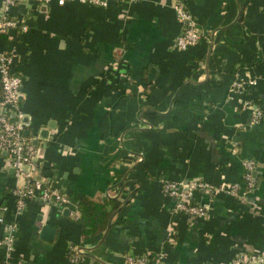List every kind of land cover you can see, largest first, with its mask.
Listing matches in <instances>:
<instances>
[{"label": "crops", "instance_id": "0c3cea01", "mask_svg": "<svg viewBox=\"0 0 264 264\" xmlns=\"http://www.w3.org/2000/svg\"><path fill=\"white\" fill-rule=\"evenodd\" d=\"M173 1L45 0L25 12V30L0 37V50L17 53L27 135L38 133L37 155L66 198L63 208L30 205L0 264L264 257V0H183L204 37L182 51L172 50L180 28ZM236 77L255 84L232 95ZM243 100L261 109L257 123L240 109ZM244 159L255 162L251 193L198 196L208 206L203 219L175 213L161 191L162 180L240 184ZM6 164L0 154V209L12 206ZM81 197L120 203L104 232L85 241L74 221ZM44 225L54 230L49 242L39 238ZM78 247L73 262L69 250Z\"/></svg>", "mask_w": 264, "mask_h": 264}, {"label": "built area", "instance_id": "2783aa9c", "mask_svg": "<svg viewBox=\"0 0 264 264\" xmlns=\"http://www.w3.org/2000/svg\"><path fill=\"white\" fill-rule=\"evenodd\" d=\"M57 6L66 2H77L90 6L104 7L109 0H54ZM117 1V0H116ZM136 1V0H119ZM45 0H0V37L9 30L23 31L26 29L23 15L34 9ZM174 18L180 25L179 32L172 43V50L182 51L197 44L204 34L194 16L190 13L183 0L171 3ZM21 10L20 13L12 12ZM17 53L13 47L0 50V154L6 158V166L12 171L14 185L10 188L11 208L0 209V249L6 253L13 251L15 236L18 230V219L27 212L30 205L48 206L50 204L63 208L66 198L49 169H46L37 155L32 141L39 139L38 133L27 135L29 122L20 108V87L22 75L16 69ZM254 79L233 78L228 87L232 95H240L247 85H254ZM241 110L249 112V123L255 124L262 118L261 109L243 100ZM26 131V134L24 133ZM241 183H222L214 186L201 180H178L160 182L161 191L166 198L173 201V211L183 214L186 218L203 219L207 215L208 206L199 204L198 196H208V201L217 192L231 197L245 198L254 188L252 173L255 162L251 159L240 161ZM170 242V240H169ZM70 249V259L75 262L81 252ZM150 263L146 256L126 255L123 264H163L160 256H154ZM15 264H26L17 260ZM225 264H264V257L259 255H240Z\"/></svg>", "mask_w": 264, "mask_h": 264}, {"label": "trees", "instance_id": "16d2710c", "mask_svg": "<svg viewBox=\"0 0 264 264\" xmlns=\"http://www.w3.org/2000/svg\"><path fill=\"white\" fill-rule=\"evenodd\" d=\"M119 206L120 203L115 200L103 198L99 201H91L86 197H81L77 203V215L74 218L79 226L81 240L85 241L103 233L111 213ZM146 257L148 263L154 259V256Z\"/></svg>", "mask_w": 264, "mask_h": 264}, {"label": "water", "instance_id": "95a60500", "mask_svg": "<svg viewBox=\"0 0 264 264\" xmlns=\"http://www.w3.org/2000/svg\"><path fill=\"white\" fill-rule=\"evenodd\" d=\"M212 38H213V34H211L209 36V44H211V41H212ZM26 134V131L24 132ZM44 133H46L44 131ZM33 143V142H32ZM53 233H54V230L52 228H50L49 226L47 225H44L40 228V231H39V238L45 242H49L50 241V238L53 236ZM81 247H78L76 249V252H81Z\"/></svg>", "mask_w": 264, "mask_h": 264}]
</instances>
